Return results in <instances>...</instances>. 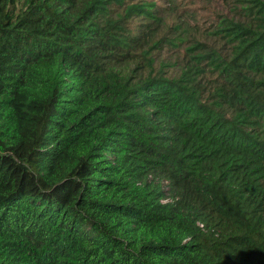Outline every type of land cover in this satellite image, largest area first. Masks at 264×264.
<instances>
[{"label":"trees","instance_id":"1","mask_svg":"<svg viewBox=\"0 0 264 264\" xmlns=\"http://www.w3.org/2000/svg\"><path fill=\"white\" fill-rule=\"evenodd\" d=\"M0 264H264V0H0Z\"/></svg>","mask_w":264,"mask_h":264},{"label":"built area","instance_id":"2","mask_svg":"<svg viewBox=\"0 0 264 264\" xmlns=\"http://www.w3.org/2000/svg\"><path fill=\"white\" fill-rule=\"evenodd\" d=\"M201 226H203V225H201Z\"/></svg>","mask_w":264,"mask_h":264}]
</instances>
